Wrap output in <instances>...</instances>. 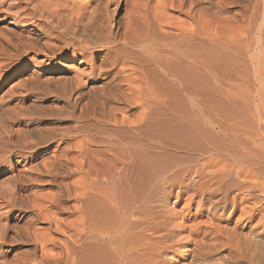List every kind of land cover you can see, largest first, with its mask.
Wrapping results in <instances>:
<instances>
[{
    "label": "bare ground",
    "instance_id": "6f19581e",
    "mask_svg": "<svg viewBox=\"0 0 264 264\" xmlns=\"http://www.w3.org/2000/svg\"><path fill=\"white\" fill-rule=\"evenodd\" d=\"M128 1L0 0V264H264V0Z\"/></svg>",
    "mask_w": 264,
    "mask_h": 264
},
{
    "label": "rangeland",
    "instance_id": "374dc122",
    "mask_svg": "<svg viewBox=\"0 0 264 264\" xmlns=\"http://www.w3.org/2000/svg\"><path fill=\"white\" fill-rule=\"evenodd\" d=\"M132 1L133 0H129L128 1V5L129 4H131L132 3ZM263 145H264V143H263ZM175 198H176V190L172 193V194H170V195H168V198L166 199L167 201V204L169 205L168 207H172V208H175V210H180V209H182V207H183V205H184V202H185V198L184 199H182V201H180V202H178V204L177 203H175V205L176 206H174L173 205V202L175 201ZM196 209H197V205L196 204H194L192 207H191V209H190V212L192 213V214H190L191 216H190V218H189V222L190 223H198L199 221V223H201V225L199 226V228H202V230L205 228V224H206V220H207V215H213L212 217L214 218V216H215V218H214V221L216 222V221H220L222 218V220H221V222H222V224H224V220H226L227 219V217L230 215V213H231V209H228L227 211H222V210H219L218 212L215 210V209H212L211 211H209V212H207L206 210H204V211H201L200 212V214L199 213H197L196 212ZM215 210V211H214ZM218 210V209H217ZM229 211V212H228ZM218 213V214H217ZM198 214V215H197ZM210 215V216H211ZM218 215H219V217L221 218H219L218 217ZM226 217V218H225ZM217 219V220H216ZM219 219V220H218ZM205 223V224H204ZM248 224V225H247ZM243 223V225H241V226H239V227H237L238 228V230H237V232L238 231H240L239 233H237L236 235H237V237H239L240 238V240H241V242H240V245L239 246H241V245H245L244 247L242 246V247H240L239 248V246H238V248H239V250L242 252V253H244V251H246L245 253H246V255H245V253L244 254H242V255H244V256H249L250 255V249H249V247H248V245L250 246V243H252V240L254 241V240H256L257 239V237H258V239L260 238V242L262 243V244H264V240L262 239L263 238V236H264V234L263 235H259L258 236V234H256L257 232H259L260 230H261V228H255V227H253V226H255V224H256V222H253V223ZM251 224V225H250ZM247 225V227H245ZM245 227V228H244ZM251 227H252V229H251ZM241 228V229H240ZM257 229H260V230H257ZM244 230V231H243ZM249 230V231H248ZM246 231V232H245ZM250 231L252 232V233H250ZM242 232V233H241ZM244 232V233H243ZM249 232V233H248ZM242 234H243V237H244V239L246 238L248 241H250V243H246V241L245 240H243V238L241 239V237H242ZM252 234H253V236H252ZM247 235V236H246ZM248 235H249V237L250 238H247L248 237ZM224 235H222L221 237H220V240H218L216 243L215 242H211V244L213 245H216L215 247L214 246H212L211 244L210 245H207L206 243L205 244H203V243H201V245L200 244H196V241H192L191 243H190V245H188L187 247L190 249L189 251H186V253H184L185 254V258L186 259H188V260H192L193 259V261H198L199 259V261L200 262H205V261H214V260H219L220 258L219 257H221V259L223 258L224 260L226 259V260H228L229 258H234L233 257V254H234V252H233V246H232V243H231V241H229V240H227L228 238H226V235L223 237ZM257 236V237H256ZM223 237V238H222ZM253 237H254V239H253ZM238 238V239H239ZM256 238V239H255ZM197 239H199V237L197 238ZM252 239V240H251ZM224 240V241H223ZM226 241V242H225ZM245 243H244V242ZM194 242V243H193ZM206 242H207V240H206ZM223 245H226V248H225V246H222V244ZM225 242V243H224ZM242 243V244H241ZM196 245H199V248L198 247H194V246H196ZM205 246H206V248H205ZM209 246V247H208ZM232 246V247H231ZM248 248H247V247ZM205 248V250H207V252H208V250H209V248L211 249V251H210V253H208V254H210V255H208L207 254V252L204 250V249H202V248ZM224 247V248H223ZM230 247V248H229ZM246 247V248H245ZM197 248V249H196ZM243 248H245L244 249V251H243ZM223 251H222V250ZM250 250V251H248V254H247V250ZM232 251V252H231ZM213 254H212V253ZM229 253V254H228ZM232 253V254H231ZM227 254V255H226ZM228 255H230V256H228ZM235 255H236V252H235ZM200 256V257H199ZM206 256H208V258L206 257ZM212 256L214 257V260H213V258H212ZM205 257V258H204ZM211 257V258H210ZM215 257H217V258H215ZM225 257H229L228 259L227 258H225ZM207 258V259H206ZM211 259V260H210ZM229 260H231V259H229Z\"/></svg>",
    "mask_w": 264,
    "mask_h": 264
}]
</instances>
